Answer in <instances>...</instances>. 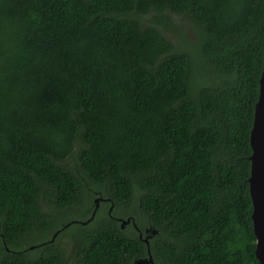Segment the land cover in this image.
Returning a JSON list of instances; mask_svg holds the SVG:
<instances>
[{"label":"trees","instance_id":"1","mask_svg":"<svg viewBox=\"0 0 264 264\" xmlns=\"http://www.w3.org/2000/svg\"><path fill=\"white\" fill-rule=\"evenodd\" d=\"M263 70L264 0H0V264H260Z\"/></svg>","mask_w":264,"mask_h":264},{"label":"water","instance_id":"2","mask_svg":"<svg viewBox=\"0 0 264 264\" xmlns=\"http://www.w3.org/2000/svg\"><path fill=\"white\" fill-rule=\"evenodd\" d=\"M250 144L252 147V155L250 157L251 176L249 178V186L253 204L252 221L254 234L257 239L255 254L260 264H264V70L260 78V93L255 106ZM99 203L100 199H97L96 204L99 205ZM91 220H89V222ZM120 222L123 229L131 222H133L135 228H138L134 218H128L127 220L121 219ZM153 234H156V232H153ZM140 236L148 245L149 257L138 260L136 264H155L149 247L150 236L145 239H143L144 236L142 233ZM56 237L55 235L52 241H54ZM32 249H34V247H32Z\"/></svg>","mask_w":264,"mask_h":264},{"label":"rangeland","instance_id":"3","mask_svg":"<svg viewBox=\"0 0 264 264\" xmlns=\"http://www.w3.org/2000/svg\"><path fill=\"white\" fill-rule=\"evenodd\" d=\"M170 18H171V20H172V22H173V24H174V29L172 30V31H170L169 32V34H170V36H172V38L174 39V38H176V37H178V40L180 41V43L183 45V47L185 48L186 47V45H185V38H184V35H183V31H182V29H178L177 30V28H178V25L177 24H183L185 27L186 26H188V24L185 22V21H183L180 17H177L176 15H170ZM187 24H185V23ZM190 37H192L193 38V34L192 33H190V35H189ZM94 200L93 201H95L96 202V200H95V198H93ZM136 199H134V204L136 203ZM133 204V205H134ZM107 206V205H106ZM82 206H71V207H69L68 209H66L65 211L67 212V213H71V215H69V216H67L68 217V220H73V222H83V224L84 223H86V218L90 215V212H89V210L88 209H86V207L85 208H81ZM90 207H92V210L94 209V203H92V206H90ZM103 207H105V205H100V208H103ZM132 209H133V207H131ZM108 209H109V206H107V209H106V207L104 208V211H102L101 212V214H100V216L98 217V220H102L103 219V217L105 218V214H106V211H108ZM116 209L114 208L113 209V213L115 212L116 213V211H115ZM134 210H135V207H134ZM74 211V212H73ZM57 214H61V215H63V212H61V211H55ZM118 213V214H117ZM117 217H119V218H123L124 220H127V218H125V217H123L122 215H123V212L121 211V210H119V211H117ZM91 215H92V213H91ZM89 220V219H88ZM78 225H74L73 227H71L68 231H69V233H72V236L74 237L75 235H76V232H77V230H78ZM52 236V235H51ZM53 238H51V237H48V236H45V238L44 239H40V240H43V241H46V242H49V241H51ZM58 242V244L61 246V247H65V248H68V250L69 251H72V243H73V239H71V238H68V237H63V238H59L58 239V237L55 239V242ZM26 244H23L22 245V247H21V249L22 250H24V249H26V248H29L28 246H25ZM32 247H34V246H32ZM40 254V252H38V254L37 255H39ZM0 257H1V255H0Z\"/></svg>","mask_w":264,"mask_h":264},{"label":"flooded vegetation","instance_id":"4","mask_svg":"<svg viewBox=\"0 0 264 264\" xmlns=\"http://www.w3.org/2000/svg\"><path fill=\"white\" fill-rule=\"evenodd\" d=\"M98 199H100V203H99V205H97L96 202H95V206H96L97 210L100 208L101 203H106L107 206H109L108 214H109L111 217L115 218V219L118 220L119 222L121 221V219H123V218H119V217H114V215H113V209H114L115 204H114L111 200H109V199H103L102 197H100V198H98ZM129 218H131V217H129ZM127 219H128V218H127ZM120 224H121V222H120ZM130 225H133V222H131L129 225H126V227H129ZM133 226H134V225H133ZM140 238H141V236H140ZM144 239H145V238H144Z\"/></svg>","mask_w":264,"mask_h":264}]
</instances>
